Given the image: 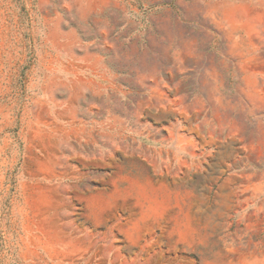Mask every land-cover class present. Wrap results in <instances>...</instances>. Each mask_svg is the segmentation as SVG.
<instances>
[{
	"label": "rangeland",
	"instance_id": "rangeland-1",
	"mask_svg": "<svg viewBox=\"0 0 264 264\" xmlns=\"http://www.w3.org/2000/svg\"><path fill=\"white\" fill-rule=\"evenodd\" d=\"M0 264H264V0H0Z\"/></svg>",
	"mask_w": 264,
	"mask_h": 264
}]
</instances>
